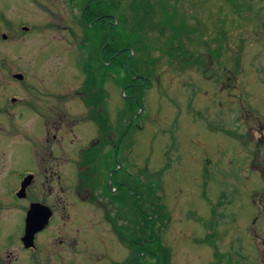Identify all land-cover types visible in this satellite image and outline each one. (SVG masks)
Here are the masks:
<instances>
[{"label": "rangeland", "instance_id": "obj_1", "mask_svg": "<svg viewBox=\"0 0 264 264\" xmlns=\"http://www.w3.org/2000/svg\"><path fill=\"white\" fill-rule=\"evenodd\" d=\"M9 1L0 0V10H3V5L8 6L5 8L6 18L27 23L30 27L32 23L48 19L42 6L59 4L67 8L69 19H79L82 9L87 7V4L83 6L84 0H68V3L66 0ZM159 1L152 2V6L168 7L165 13L174 3V0ZM234 1V5L228 0L176 2L178 16L174 23H187L188 31L194 27L191 24L203 28L204 36L201 32L197 36L198 50L196 42L195 47L188 41L190 37L183 39L190 50L196 49L192 56L198 58L204 52L210 53L211 49L208 50L204 44L206 40L212 47L222 40L217 59H211L212 71L216 73H204L199 65L181 66L179 58L171 64L166 53L155 49V59L150 64H142L143 69L147 68L151 73L144 75L150 87L128 89L127 84L121 86L113 78L104 83L108 97L102 96L104 115L101 118L105 119L107 115L116 136H123L125 140L122 151L116 155L120 161L118 166L129 167L130 164L132 176L135 175L133 182L138 183L134 186L153 183L150 189L136 187L142 191L143 197L136 201L132 199V215L127 213V218L133 221L137 210L143 216L147 214L157 218V207L168 215L167 220L162 217L155 225L156 238L160 237L161 246L167 247L166 259L162 262L146 257L148 264H156L155 261L157 264H264V0ZM99 21L98 17L92 20L91 24H95L90 29L92 32ZM71 31L74 28L69 25L68 33ZM3 32L8 39L3 38ZM46 33L34 36L37 38L32 44L33 36L29 33L23 35L18 39L22 50L36 48L38 40L43 41L41 34L46 36ZM146 35L147 42L161 43L156 30ZM83 36L84 30H80L77 38L90 47L92 41L85 40ZM15 41L8 25L0 18V100L6 108L0 110V179L4 178V182H0V193L4 194L0 216L4 217L8 233L15 232L18 226L23 227V214L15 209L19 210V206L27 201L12 204L14 195L8 192L19 183V170L34 167H28L33 165L34 159L33 151L26 145L30 142L32 119L40 133L43 129L23 102L25 92H30L25 88L24 80L39 86L30 69L36 54L21 52ZM72 41L68 42V64L63 58V77L68 88L66 97L68 103L76 106L74 113L87 120L75 128L78 141L86 145L101 130L100 138L93 143V148H98L107 134L90 117L92 109L85 89L97 81L94 69L103 63L106 46H101L94 69L84 73L77 70L71 56L78 58L81 66L86 56L85 49L75 50ZM64 51L66 55L67 49ZM122 51L115 52L114 57H120ZM32 65L37 69L35 63ZM19 69L24 71L25 77L19 73L14 78L12 73ZM52 72H59L55 64ZM138 75L132 76L133 79ZM46 76L43 75V79ZM98 90L95 87V91ZM129 97L139 100L140 106L133 104ZM70 112L73 113L71 109ZM78 141L74 146L82 144H77ZM110 149L107 147L106 151L110 152ZM111 156L114 157L113 151ZM108 171L106 166L105 176ZM113 171L109 172L108 180L112 191L115 190L111 179ZM3 184L5 186L1 187ZM103 215L100 211L102 221ZM143 218L142 221L147 223L148 217ZM137 221L141 223L140 216ZM122 223L120 218L118 224ZM43 225L38 230L44 228ZM106 229L112 231L106 236L111 248L106 249L101 240L97 241L96 248L107 254L109 259L123 257L126 252L121 247L124 241L118 235L120 232H114L112 226ZM124 234L125 240H129L130 233ZM158 252L163 255V250ZM219 253L224 254L223 261L218 260ZM136 264L141 262L137 259Z\"/></svg>", "mask_w": 264, "mask_h": 264}, {"label": "flooded vegetation", "instance_id": "obj_2", "mask_svg": "<svg viewBox=\"0 0 264 264\" xmlns=\"http://www.w3.org/2000/svg\"><path fill=\"white\" fill-rule=\"evenodd\" d=\"M66 2L68 3V0ZM7 5H3V10H0V18L12 32L17 49L24 53L36 54L30 64V69L33 74L32 78L37 77L40 87L30 80H24V86L26 85L25 88L29 89L30 92L21 94H24L25 100L23 102L27 111L37 117V124L43 129L40 133L36 128V122L32 119L30 142L26 145L33 151L34 159L33 165L28 167H34L19 170L17 176L20 181L8 192L10 195H14L12 196L14 202H10L12 204L21 200L27 201V203L19 206V210L15 209L23 214V227L18 226L15 232L8 233L5 230L4 217L0 216V264H105L107 262L132 264L133 226L132 221L127 218V213L132 215V199H134L135 194H139L136 195L137 199L142 198L143 195L141 194L142 191L136 188L138 186H134L130 164L129 167L119 168L118 166L120 161L116 155L122 151L121 147L125 142L124 137L120 136L117 148L113 147V150L115 148L114 157H107V151L102 153L101 160L106 161L104 168L108 166L109 172L112 169L117 170V167L120 169L118 173L113 171L111 175L112 185L115 187V190L112 191L108 184L109 178L89 171L91 170L90 165L91 168H97L91 155L93 153L94 157L95 151L100 147L93 148V143L100 138L102 132L100 130L99 135L90 139L86 145L79 142L75 128L81 127L87 120L74 113L76 106L73 103H68L66 97L68 88L67 80L63 77V58L68 64L69 40H73L75 50L76 48L85 49L89 47L77 38L78 32L85 29L84 25L89 28H93L95 25L87 22L83 15L89 4L85 9H82L80 16L84 25L80 18L72 19L71 17L69 19L67 8L52 3L51 6H42L48 19H42L39 23H32L31 27L27 23L21 24L19 21L14 22V20L6 18L5 8ZM69 25L74 28L71 33H68ZM43 32H47L46 36L41 34L43 41L38 40L37 47L34 46L36 48L30 47L29 50H22L20 46L22 43L18 40L19 38L29 33L33 36L31 37L32 44L38 37V33ZM4 34V32L1 33L3 36ZM3 38L8 39V35L5 34ZM64 49H67L66 55ZM89 54L94 55L90 52ZM56 59H60V61L58 62ZM71 59L74 64H77L78 71L91 70L90 68L85 69L86 64L84 62L81 66L78 65V58L76 60L71 56ZM110 61L103 60V64L111 65L113 59ZM34 63L37 65V69H34L32 65ZM53 64L56 65L58 73L52 72ZM112 67L115 68V64H112ZM19 73L25 77L24 71L20 69L17 73H12L13 77L16 78ZM43 75H47L45 79H43ZM84 79L85 75L82 82ZM97 88L98 91H95L93 87L84 89L88 94L89 107L95 113L96 124L100 129H104L107 134V137L99 143L105 144V140L109 138V143L115 144L116 134L113 130L112 121L108 119L107 115L105 119L101 118L104 115L101 110L104 101L99 99V96L106 95L107 97L108 92ZM21 94L18 93L19 97ZM1 102L3 101L0 100V110L6 109ZM94 103L97 106H93ZM70 109L73 113L70 112ZM36 132L37 135H35ZM75 141H78L77 144H82L74 146ZM113 161L116 162V167L112 168L111 163ZM29 177L30 179H27ZM25 181L29 182L24 186ZM0 182H4V178H1ZM4 186L5 184L1 185V187ZM1 199H4L3 193H0V202L3 201ZM16 208H18L17 205ZM162 208L163 206H161ZM127 209L131 212H128ZM31 210L33 212H30ZM100 211L104 214L103 221L100 218ZM29 212L33 213L32 216L34 215V217L40 215L47 219L43 223L44 228L36 231L33 240L31 239L26 243L24 237ZM114 215L115 217H113ZM119 215L121 217L118 218ZM120 218L123 220L121 225L118 224ZM109 226H112L114 232H120L118 235L124 241L121 247L124 249L123 252H126L123 257L114 260L109 259L107 254L96 248L98 240H101L106 249L111 248L110 243L106 241V236L112 232L106 229ZM123 230L130 233L129 240H125ZM12 243L16 244L13 245ZM121 247L119 248L120 254L123 253ZM137 254L140 257V253L137 252Z\"/></svg>", "mask_w": 264, "mask_h": 264}, {"label": "trees", "instance_id": "obj_3", "mask_svg": "<svg viewBox=\"0 0 264 264\" xmlns=\"http://www.w3.org/2000/svg\"><path fill=\"white\" fill-rule=\"evenodd\" d=\"M177 1L178 0H174L173 5L168 9L167 13H165L164 10L168 7L157 8L152 6V2H158V0H93V2L84 0V5L89 4L87 9L83 13L86 21L92 22V20L97 17L100 20L99 23L96 24V30L92 32L90 30L91 28L84 25L80 17L82 24L86 28L84 29L85 40L92 41L91 46L85 48V54H88L84 57V60L82 61L86 64L85 69H94V66L98 62V56L100 55L102 45L106 46V52H104L106 53V56H104V60L110 61L111 59H113L112 64H115V68H113L112 66L108 67V65H105L103 63L99 64L94 69L97 75V81H93L86 88L88 89L90 87H99L101 90H105L104 83L111 80V78H113L115 82H117L121 86L127 84L128 89H136L139 86H143L142 88H140L143 90L150 87L151 85L150 83H148V81H146L144 75H148L151 73L148 71L147 68H145L144 70L142 64H150V62L155 59L153 56L155 49L162 51V53H166L169 57L168 62L171 64L173 63L174 59L179 58V65L181 66L199 65L201 69L203 68L204 73L211 72L213 70V64L211 63V59H217L219 55V50L222 48V40L219 43L220 46L215 43V46L212 47L211 42H208V40L205 39L206 41L204 42V44H206L208 50L211 49L210 53L208 54V52H204L202 56H199L198 58L192 56V52L196 51V49L198 50V45L200 44L197 42V36L200 32L202 33V36H204L202 31L203 28L198 25L191 24V27H194L191 31H188L187 23H174V20L177 19L178 16L176 6ZM228 1L232 5L235 4L234 0ZM159 2H162V0H160ZM191 15L194 16V13H192ZM183 20L184 18L182 17V21ZM155 30L161 37V43L159 45H156L153 42L149 43L146 40V34L149 31L153 32ZM193 33L195 35L194 39H192ZM188 37H190L188 41L191 42L195 47V42L197 44L196 49L193 51L187 47L186 41L183 40L184 38ZM213 40L215 42V36ZM208 44L210 46H208ZM120 50H123L120 53V57H114L113 54ZM89 52L94 53V55H90ZM114 71L115 76L113 75ZM211 73H216V71H212ZM134 75H138V77L133 79L132 76ZM128 78L129 80L126 83V79ZM129 98L131 99L130 101H132L133 104L136 103L138 106H140L139 100L137 102L136 98V100L133 97ZM99 99H102L101 95L99 96ZM137 110L138 109H136V113ZM90 117L97 123L95 113L92 110ZM119 136H115V144L113 142L109 143V138H107V140H105V144L100 143L98 145L100 147L98 150L95 151L94 157L93 153L91 155V157L93 158V162L94 164H96L97 168H91L92 166L90 165L91 170L89 171H92L99 176H104L107 179L109 178V175L105 176L103 173V168L106 165V161L101 160L102 153L106 152L107 147H110L111 151L115 152V148H117L118 146L120 138ZM114 146L115 148L113 150ZM111 151H107V157H112ZM111 165L112 168L116 167V162L113 161ZM119 170L120 169L114 171L118 173ZM134 183L138 184L137 182ZM152 186L153 183H146L145 186L139 184L138 187L143 188L144 190L150 189L152 188ZM136 195L139 194H135V201L137 200ZM157 212L159 216L156 218V216H146L147 214H144L145 216H143L138 212V210L136 211L137 216L134 217V220L132 221L134 264H136L137 259L141 262V264H148L145 261L147 259L146 257L153 259L156 258L158 260L160 259L162 260V262L166 259L167 247L164 245L161 246L160 237L156 238L155 225L160 219H162V217L167 220L168 215L165 212H160L159 207H157ZM138 216H140L141 218V223H138L137 221ZM143 217H148L147 223H144L142 221L144 220ZM157 248L159 251L163 250L164 256H161V254H159ZM137 252L140 253V257L138 256ZM217 256L218 260L223 261V253H219L217 254ZM155 262L157 264V261Z\"/></svg>", "mask_w": 264, "mask_h": 264}, {"label": "water", "instance_id": "obj_4", "mask_svg": "<svg viewBox=\"0 0 264 264\" xmlns=\"http://www.w3.org/2000/svg\"><path fill=\"white\" fill-rule=\"evenodd\" d=\"M27 179H30V177ZM28 182L29 181H25L23 185L25 186V184ZM30 212H33V210H31ZM30 212L27 218V228H26V234L24 237V239L26 240V243L31 239L33 240L35 232L38 231L40 227H42L43 223L47 219L46 217L43 218V216H40V215H38L37 217H34V215L32 216L33 213L31 214Z\"/></svg>", "mask_w": 264, "mask_h": 264}]
</instances>
